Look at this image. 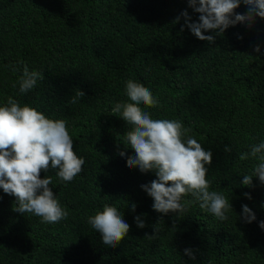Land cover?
Segmentation results:
<instances>
[{
  "label": "trees",
  "instance_id": "trees-1",
  "mask_svg": "<svg viewBox=\"0 0 264 264\" xmlns=\"http://www.w3.org/2000/svg\"><path fill=\"white\" fill-rule=\"evenodd\" d=\"M184 10L198 22L187 0H0V106L12 97L66 120L74 150L85 160L71 182L60 180L57 170L41 172L52 177L49 187L69 213L58 223L15 211L16 198L0 188V264H264V184L258 177L251 187L242 184L259 161L239 159L264 142V19L230 26L209 44L183 18L173 23ZM247 10L241 2L236 12ZM25 65L44 79L20 93ZM129 79L158 99L156 107L140 105L153 119L180 120L213 152L207 179L233 206L227 221L198 202L179 216L153 209L141 185L157 179L155 172L128 167L127 158L135 156L124 145L131 126L112 112L130 102ZM77 89L86 95L72 104ZM106 204L131 226L114 248L88 223ZM245 204L256 221L241 218ZM136 215L145 228L136 226ZM157 223L159 232L148 238ZM185 248L199 250L196 260Z\"/></svg>",
  "mask_w": 264,
  "mask_h": 264
},
{
  "label": "clouds",
  "instance_id": "clouds-1",
  "mask_svg": "<svg viewBox=\"0 0 264 264\" xmlns=\"http://www.w3.org/2000/svg\"><path fill=\"white\" fill-rule=\"evenodd\" d=\"M241 2L248 6L246 14L236 12ZM187 3L200 14L198 22H193L188 11L184 10L173 23H179L183 18L192 34L209 44H214L216 37L230 26L247 24L252 27L257 17L264 19V0H187ZM206 32H215V35H205ZM254 50L259 53L260 47L256 46ZM12 70L16 71L15 68ZM43 79V73L29 71L25 65L19 80L20 93L32 90ZM126 94L130 102L115 104L112 112L131 126L126 132L124 145L134 150L135 156L127 158L128 167H138L142 173L155 172L157 179L141 185L153 198V209L164 215L171 212L179 216L198 202L201 209L227 221L233 206L224 194L210 190L211 182L207 179L213 152L189 135L191 129L180 120L153 119L143 110L140 105L156 107L159 101L142 83L127 80ZM85 95L83 90L77 89L69 102L75 104ZM231 151L230 146H225V152ZM119 155L125 156L126 153L121 151ZM249 158L259 162L251 174L243 176L242 184L253 186V177H258L264 184V142L253 144L248 152L239 154L241 161ZM84 164L85 160L74 150L66 120L50 119L34 107L21 106L12 97L8 98L6 105L0 106V188L16 198L15 211L40 217L43 223L66 219L68 211L49 187L53 183L52 177L41 178V172L54 169L60 180L71 182L83 171ZM189 195L192 200L185 199ZM244 195L252 198L249 193ZM136 207L131 204L133 212ZM240 215L246 223L257 219L246 204ZM135 222L140 229L147 226L140 215L135 216ZM88 223L101 234L103 243L113 248L125 239L131 227L117 207L107 204L102 211L89 217ZM259 227L264 229V221H260ZM158 232L157 223L153 225L154 234L146 236L154 238ZM197 251L185 248L183 254L196 260Z\"/></svg>",
  "mask_w": 264,
  "mask_h": 264
}]
</instances>
